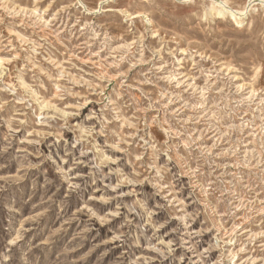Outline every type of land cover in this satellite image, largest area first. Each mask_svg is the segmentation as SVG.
Masks as SVG:
<instances>
[{"label": "rangeland", "instance_id": "rangeland-1", "mask_svg": "<svg viewBox=\"0 0 264 264\" xmlns=\"http://www.w3.org/2000/svg\"><path fill=\"white\" fill-rule=\"evenodd\" d=\"M0 264H264V0H0Z\"/></svg>", "mask_w": 264, "mask_h": 264}, {"label": "bare ground", "instance_id": "bare-ground-1", "mask_svg": "<svg viewBox=\"0 0 264 264\" xmlns=\"http://www.w3.org/2000/svg\"><path fill=\"white\" fill-rule=\"evenodd\" d=\"M219 5H221L222 9L220 11H217L218 15H220V14L225 15L226 14V15H229L233 19H237V18L242 17L244 14V11H246V10H233V9H230V8L223 6L222 4H219Z\"/></svg>", "mask_w": 264, "mask_h": 264}]
</instances>
